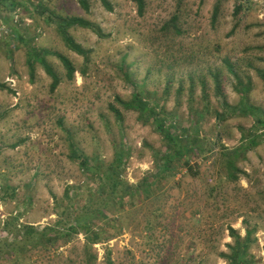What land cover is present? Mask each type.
I'll return each instance as SVG.
<instances>
[{
  "label": "rangeland",
  "instance_id": "374dc122",
  "mask_svg": "<svg viewBox=\"0 0 264 264\" xmlns=\"http://www.w3.org/2000/svg\"><path fill=\"white\" fill-rule=\"evenodd\" d=\"M109 1L111 12L98 0L86 12L77 0H0V264H229L230 228L264 264V138L232 154L263 134L264 0H145L142 15L134 0ZM57 17L99 26L101 37L67 29L87 59L64 44ZM34 49L68 58L73 78L53 54L57 88L37 61L31 78ZM134 91L197 129L189 169L161 171L153 124L120 104Z\"/></svg>",
  "mask_w": 264,
  "mask_h": 264
},
{
  "label": "trees",
  "instance_id": "16d2710c",
  "mask_svg": "<svg viewBox=\"0 0 264 264\" xmlns=\"http://www.w3.org/2000/svg\"><path fill=\"white\" fill-rule=\"evenodd\" d=\"M100 5L106 10L111 12L113 10L112 4L109 0H98ZM81 8L84 9V11L89 10V0H77ZM137 12L139 15L143 14L144 8H145V0H134ZM17 4L16 2L13 3V5ZM240 5L237 6V11L240 9ZM217 13V6L214 9V15L213 17H216ZM57 23L59 27V32L61 34V37L64 41V44L72 51L77 53L78 55L82 56L83 58L87 59L89 51L84 49L80 44L76 43L67 33V29L71 26H80L82 28H87L92 30L97 36L101 37L103 36L101 29L96 24L89 22L81 17H66L61 18L57 17ZM172 23L175 27V19L173 17ZM47 54H53L55 55L61 62L62 66L65 69L66 78L68 80H71L74 76V73L76 72L73 64L71 61L66 58L65 56L58 54V53H52L48 50H44L42 52L34 49L31 51L30 56H28V63L29 67L31 69L30 75L31 78L33 76V66L35 61L39 62L42 66V68L45 70V72L51 77V84H50V91L53 92L57 86L60 83V78L56 75V73L53 71L50 64L45 60V56ZM123 66V65H121ZM122 71L124 72V78L126 81H129L130 75L129 73L124 69ZM215 85L219 91L220 82L218 76H214ZM135 86V84H133ZM0 89H8L7 86L3 83H0ZM221 94V93H220ZM120 104L123 106L124 109L129 111H135L138 116V120H141V122H148L150 121L155 129V132L159 134L160 138L163 141L165 150L160 154V158L163 159L162 162V170H168L171 167H173L174 162L179 161L180 164L182 163L183 166L190 168L189 161L190 157L193 154H198L197 150H201L198 148V142H199V135L197 134V129L193 130L191 133H189L187 130L181 129V127L176 122H172L169 118V114L165 111L164 105L158 102H155L153 104H150L146 97H142L141 94L138 91H134L131 94V97L127 101H120ZM112 111L114 112V115L116 119L121 120L122 115L121 112L115 108L114 106H110ZM247 112L246 114L253 115L255 111L251 107L249 108L247 106ZM245 111V109H243ZM200 115V114H197ZM255 116V115H253ZM256 122L258 123V129H262L261 133H263L261 136L254 135L251 137V144H242L238 148L235 149V151L232 153L234 157H242L243 153L249 149L253 148L256 145H258L259 140L261 141L264 138V121L261 119H256ZM195 123L194 125H196ZM184 132V133H183ZM260 137V138H259ZM71 147V159L73 161H78V164L81 168H85L89 166V162L87 159L83 156V154L75 147L74 143L70 144ZM234 157H229L227 160L226 168H227V174L228 178L230 180H234L235 173L237 171V168L234 166ZM122 157L120 155H117L116 161L120 163ZM137 191H140V188H137ZM13 195V192H11ZM90 233V232H89ZM230 234L234 238V245H229L230 253L224 254L223 256L227 259L229 264H251L249 259L247 258V250H248V236H246L243 240L240 239L238 234L235 230L230 228ZM91 238L94 241H97V234L95 235L92 233ZM92 240V241H93ZM108 264H112L111 260L108 261Z\"/></svg>",
  "mask_w": 264,
  "mask_h": 264
}]
</instances>
